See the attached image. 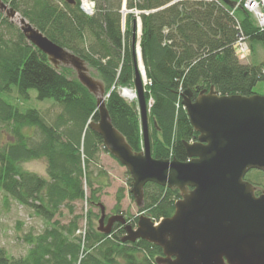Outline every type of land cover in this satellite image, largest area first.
Listing matches in <instances>:
<instances>
[{"label":"trees","instance_id":"1","mask_svg":"<svg viewBox=\"0 0 264 264\" xmlns=\"http://www.w3.org/2000/svg\"><path fill=\"white\" fill-rule=\"evenodd\" d=\"M2 1L97 72L109 95L107 107L114 126L132 149L140 152V116L119 93V89L134 88V48L138 43L133 40L134 13L127 14L123 28L125 0H93L96 12L92 16L82 11L80 0ZM126 9L138 12L142 22L140 47L150 82L145 86L146 98L148 103L152 101V155L187 162L183 143L196 140L198 133L182 105V94L191 90L197 97L212 86L221 95L255 94L256 85L264 81V62L241 63L235 45L243 35L264 48V29L243 7L233 10L219 0H126ZM0 23L9 31L14 29L16 40L0 37V123L12 126L14 139L0 150V188L47 222L53 221L62 205L73 211L71 204L85 198L84 181L91 202L99 207L91 164L100 152L108 151L102 137L88 127L90 121H99L96 98L72 69H55L47 56L1 15ZM13 87L25 99L36 90L39 100L52 99L61 113L48 123L38 110L20 111L2 98ZM23 128L38 130L39 140L26 137ZM40 159L47 161L48 178L22 168V163ZM129 185L132 187L131 177ZM123 198L120 191L117 213ZM180 198L178 190L148 183L145 204L139 211L158 222L174 214ZM76 222L66 227L55 222L42 234L28 235L30 248L24 257L11 258L0 248V264H78L81 244L73 237ZM125 234L119 223L109 236L96 231L91 221L87 241L92 252L79 264H157L156 259L163 255L160 247L144 240L123 243Z\"/></svg>","mask_w":264,"mask_h":264},{"label":"water","instance_id":"2","mask_svg":"<svg viewBox=\"0 0 264 264\" xmlns=\"http://www.w3.org/2000/svg\"><path fill=\"white\" fill-rule=\"evenodd\" d=\"M221 1L236 8L232 0ZM0 11L9 20L18 21L26 40L44 53L55 69H72L96 98L99 121H90L88 127L102 137L106 150L128 171L132 178L130 193L137 207H144L148 183L181 194L171 217L156 223L141 213L136 226L120 213L106 221V207L98 204L99 232L110 236L115 224H121L126 231L123 243L144 240L163 250L157 264H264V195L256 197L254 186L245 180L252 170L264 173V96L221 95L212 86L193 100V92L186 90L182 105L198 133L195 142L183 143L188 161L156 159L149 123L152 105L146 98L147 78L140 47V58L134 48L137 101L129 102L140 116L143 135V148L135 152L112 122L107 107L109 95L95 76L97 72L93 75L84 59L51 41L2 0ZM125 15L126 10L124 19ZM137 32L136 24L134 41ZM123 90H119L121 95Z\"/></svg>","mask_w":264,"mask_h":264},{"label":"rangeland","instance_id":"3","mask_svg":"<svg viewBox=\"0 0 264 264\" xmlns=\"http://www.w3.org/2000/svg\"><path fill=\"white\" fill-rule=\"evenodd\" d=\"M8 5L11 6L9 3ZM0 15L2 20L6 18L21 32L20 25L17 20H9L7 14L2 11H0ZM20 16L22 15L20 14ZM137 22L138 24L140 23L139 18ZM10 30L11 31H9L5 25L0 23V37L3 36V38H6L7 40L12 39L13 42H15V31L12 28H10ZM247 45H249L251 49L250 55L248 59L242 61V63L247 65H261L264 62V48L262 44L259 42L252 43L247 40ZM89 68L91 73L95 75L94 70H92L91 67ZM95 76L98 77L97 75ZM254 93L259 96L264 95V81H260L256 85ZM2 98L22 112H26L28 110H38L48 123L61 113V108L55 104L52 99L39 100L37 98L36 90H31L30 98L25 99L20 96L17 88L13 87L10 93H4ZM135 100L137 101V97ZM151 128L150 124V132ZM11 131V125L0 123V150L14 142ZM22 132L26 137L35 140V142L39 140L40 132L38 130L33 128H23ZM80 152L82 154V158H84L83 150L81 149ZM47 166V161L45 159L22 163L23 170L36 173L37 175L43 177L46 176ZM91 170L95 172L96 198L100 200L99 204H103L106 207L108 217L114 214H119L116 211V197L121 191L124 193V198L121 202L120 214H124L126 219L136 226L135 224L137 221L135 223L132 221L141 215V213L135 203V200H133L130 196V175L128 174L126 168L121 165L120 162L109 152H100L97 158L92 162ZM46 178H48V176ZM251 179L256 182L262 190H264V176L262 174L253 173L251 175ZM83 189L85 198L71 204L73 211H71L70 208H66L65 205H62L59 211L55 214L53 221L47 222L38 216L33 209L19 204L0 188V248L5 249L11 258L24 257L27 255L30 248V246L26 243V237L28 235L42 234L55 222H58L61 226L66 227L73 222V220H76L77 228L73 237L77 238L78 242L81 244V253L78 260L79 264L88 252H92V249L88 248L87 241L90 223L92 221V227L98 231L99 219L101 217V209L94 206L91 202V191L85 181ZM142 214L150 217L147 213ZM82 229L86 231L85 240L82 235L78 234V231H82Z\"/></svg>","mask_w":264,"mask_h":264},{"label":"built area","instance_id":"4","mask_svg":"<svg viewBox=\"0 0 264 264\" xmlns=\"http://www.w3.org/2000/svg\"><path fill=\"white\" fill-rule=\"evenodd\" d=\"M238 6H243V8L255 18L258 26L261 29H264V0H238ZM81 9L86 15L92 16L96 11V4L90 0H81ZM246 40L247 39L241 35L236 44L237 54L241 60H245L249 54V48ZM78 234L82 235L83 239L85 240L86 231L84 229H82V231L79 230Z\"/></svg>","mask_w":264,"mask_h":264},{"label":"flooded vegetation","instance_id":"5","mask_svg":"<svg viewBox=\"0 0 264 264\" xmlns=\"http://www.w3.org/2000/svg\"><path fill=\"white\" fill-rule=\"evenodd\" d=\"M195 99H196V97L193 96V100H195ZM194 141H196V140H194ZM253 173H260V174H262L263 176H264V173H263L262 171L252 170V171H250V172L246 175V178H245L246 181L250 182V183L254 186V188H255V195H256V197H259V196L264 195V190H262V189L260 188V186H259L256 182H254V181L251 179V175H252ZM107 218H108V215H107V217H106V221H107Z\"/></svg>","mask_w":264,"mask_h":264},{"label":"bare ground","instance_id":"6","mask_svg":"<svg viewBox=\"0 0 264 264\" xmlns=\"http://www.w3.org/2000/svg\"><path fill=\"white\" fill-rule=\"evenodd\" d=\"M123 22L125 23L126 19L123 18ZM123 28H125V26ZM136 50H137L138 57L140 58V48L138 45L136 46ZM144 80H145V76H144ZM122 96L128 101H134L136 99V92L133 89L126 88L123 90Z\"/></svg>","mask_w":264,"mask_h":264},{"label":"crops","instance_id":"7","mask_svg":"<svg viewBox=\"0 0 264 264\" xmlns=\"http://www.w3.org/2000/svg\"><path fill=\"white\" fill-rule=\"evenodd\" d=\"M45 177H47V173H46V176Z\"/></svg>","mask_w":264,"mask_h":264}]
</instances>
